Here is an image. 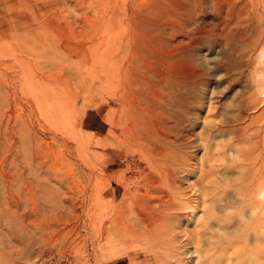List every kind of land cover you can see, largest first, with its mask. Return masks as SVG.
<instances>
[{"label": "bare ground", "instance_id": "6f19581e", "mask_svg": "<svg viewBox=\"0 0 264 264\" xmlns=\"http://www.w3.org/2000/svg\"><path fill=\"white\" fill-rule=\"evenodd\" d=\"M185 1L188 0H166L169 5L157 9V22L147 25L157 34L155 47L159 46L161 51L132 46L125 39L109 41L108 49L104 50L103 101L111 131L100 143L105 154L99 175L87 176L91 196L87 205L88 225L98 237L106 235L104 245L108 249H104L115 253L117 245L134 241L141 234L148 246L151 239L157 238L159 243L154 247H172L176 233H184V223L192 220L196 236L205 239L194 240L192 250L191 247L187 250L192 264H264V231L260 228L264 222V158H261L264 145L261 142L263 148L257 153L260 160L250 162L251 150L244 148L243 141L235 144L233 137L225 139L215 135L201 138L196 134L190 138L189 116L211 82L202 71L197 72L198 78L186 80L177 69L181 65L200 67L198 61L207 53L219 54L221 58L212 67L214 72L224 74L228 93L235 97L237 107L247 104L248 100L242 98L252 93L257 82L247 71L257 70L246 59L264 41V30L257 23L254 26L253 20L244 14L247 8H263L264 0H191L187 6ZM263 53L258 55L257 64ZM259 94L264 97V88ZM263 119L259 116L254 122L260 124ZM260 129L264 131V127ZM217 148L226 149L217 153L227 164L222 172L217 170L221 164L215 165L219 160L213 151ZM111 157L116 160L115 171L110 170ZM203 161L208 167L206 175L201 173ZM250 170L252 176H249ZM198 172L201 176L196 180ZM98 179L102 181L100 186L95 184ZM255 183L258 184L256 193L253 192ZM22 187L15 189L16 201L6 199V194L5 199L0 197V264H56L53 261L58 256L56 252L43 250L38 244L27 246L29 241L24 247L21 244L26 239L22 241L20 233L23 235V224L28 221L21 212ZM189 209L191 216L183 222L182 216ZM246 211L254 221L252 225L245 220ZM232 232L239 238L252 236L253 247L249 248L250 242H246L244 248L238 246L228 254L226 247L232 245ZM181 250L170 248L178 257L182 256Z\"/></svg>", "mask_w": 264, "mask_h": 264}, {"label": "rangeland", "instance_id": "374dc122", "mask_svg": "<svg viewBox=\"0 0 264 264\" xmlns=\"http://www.w3.org/2000/svg\"><path fill=\"white\" fill-rule=\"evenodd\" d=\"M189 2L191 0L185 1L186 6ZM167 5L166 0H0V197L6 194V199L16 201L15 189L23 186L21 212L26 214L28 221H24L23 235L20 233L22 241L26 239L21 244L24 247L29 241L27 246L38 244L43 250L56 252L58 256L53 259L56 264H192L187 250L190 247L192 250L194 240L201 237L196 236L192 220L185 222L191 216L190 209L181 219L185 222V232L176 233L177 239L172 244L173 248L183 249L181 257L173 255L171 246L154 247L159 243L157 238L151 239L148 246L143 234L125 245H117V252L112 250L115 253L105 250L106 235L98 237L87 220L91 198L87 176L99 175L105 154L100 143L111 131L103 101L105 51L109 41L124 39L132 46H148L161 51L159 46L155 47L157 34L147 25L157 22V9ZM263 8H247V15L243 14L253 20L254 26L257 23L258 28L264 30ZM262 42L246 59L257 70L253 74L248 69L247 73L250 72L249 76L253 75L251 77L257 79L258 84L255 83L256 92L253 89L248 93L253 95L242 98L248 100L243 106L237 107L235 97L228 93L224 74L215 73L212 68L221 55L207 53L198 61L200 67H177L186 80L198 78L197 72L202 71L211 82L200 94L196 113L189 116V137L195 138L197 134L201 138L233 137L235 144L243 141L244 148L251 150L250 162L260 160L257 153L264 145V131L260 129L264 127V119L260 124L254 122L259 116L264 118V97L259 94L264 88V56L259 64L256 63L258 55L264 52ZM159 65L165 67V64ZM213 152L219 160L215 165L221 164L217 170L224 171L222 167L227 164L217 153L226 152V149L217 148ZM111 160L110 170L115 171L116 160L114 157ZM202 163L201 173L206 175L208 167L205 161ZM248 172L252 176V171ZM199 175L198 172L196 180ZM96 182L97 186L102 183L99 179ZM262 184L264 188V177ZM257 185L254 184V193ZM262 201L264 209V199ZM246 212L245 220L252 225L254 221ZM141 227L146 228L145 225ZM192 228L194 233L189 235ZM260 228L264 231V222ZM40 238L44 239L42 244ZM230 238L233 239L231 248L226 247L228 254L238 246L244 248L246 242H250L249 248L253 247L252 236L244 239L232 232Z\"/></svg>", "mask_w": 264, "mask_h": 264}]
</instances>
